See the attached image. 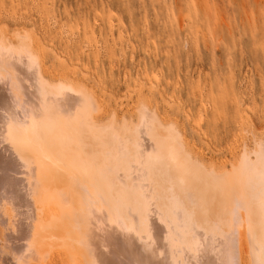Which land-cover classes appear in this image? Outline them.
<instances>
[{"label": "bare ground", "instance_id": "bare-ground-1", "mask_svg": "<svg viewBox=\"0 0 264 264\" xmlns=\"http://www.w3.org/2000/svg\"><path fill=\"white\" fill-rule=\"evenodd\" d=\"M5 28L0 30V264H35L53 250L63 264L264 260V139L253 135L252 149L243 144L238 164L218 171L226 164L201 160L175 124L163 123L164 116L161 120L150 109L145 80L126 88L132 104L119 113L81 76L85 69L74 82H51L34 43L37 33L13 29L7 36ZM98 87L100 94L115 96L109 87Z\"/></svg>", "mask_w": 264, "mask_h": 264}, {"label": "rangeland", "instance_id": "rangeland-1", "mask_svg": "<svg viewBox=\"0 0 264 264\" xmlns=\"http://www.w3.org/2000/svg\"><path fill=\"white\" fill-rule=\"evenodd\" d=\"M1 28L7 36L37 33L47 79L74 82L85 69L81 76L119 113L132 104L126 88L145 80L150 109L175 124L201 160L226 164L218 171L264 139V0H0ZM51 252L38 263L63 264Z\"/></svg>", "mask_w": 264, "mask_h": 264}, {"label": "snow or ice", "instance_id": "snow-or-ice-1", "mask_svg": "<svg viewBox=\"0 0 264 264\" xmlns=\"http://www.w3.org/2000/svg\"><path fill=\"white\" fill-rule=\"evenodd\" d=\"M264 163V162H262ZM261 189H262V193H261V196H262V203H261V207L262 209H264V168H262V171H261ZM237 205H238V202H237ZM264 247V246H262ZM260 264H264V260L260 261Z\"/></svg>", "mask_w": 264, "mask_h": 264}]
</instances>
